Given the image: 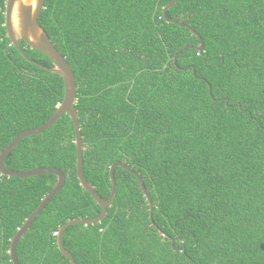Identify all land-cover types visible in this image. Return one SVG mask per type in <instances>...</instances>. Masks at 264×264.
<instances>
[{
    "label": "trees",
    "instance_id": "obj_1",
    "mask_svg": "<svg viewBox=\"0 0 264 264\" xmlns=\"http://www.w3.org/2000/svg\"><path fill=\"white\" fill-rule=\"evenodd\" d=\"M171 1L47 0L40 15L77 79L86 179L107 199L111 165L124 161L144 177L155 205L153 225L138 177L118 166L103 221L64 232L78 264H264V0H179L169 8L201 34L204 51L196 33L165 19ZM5 9L0 0V153L44 124L65 95L63 77L45 69L53 66L47 55L12 44ZM75 139L65 114L6 159L12 170L66 174L20 240L21 264H73L58 246L61 227L102 213L80 183ZM57 181L0 170V264H14L12 238Z\"/></svg>",
    "mask_w": 264,
    "mask_h": 264
},
{
    "label": "water",
    "instance_id": "obj_2",
    "mask_svg": "<svg viewBox=\"0 0 264 264\" xmlns=\"http://www.w3.org/2000/svg\"><path fill=\"white\" fill-rule=\"evenodd\" d=\"M47 0H6L5 9V26L7 28V36L11 40L12 44L17 47L21 52L22 48L20 45L21 41H26L31 48L41 51L47 55L53 62V66L45 67V69L57 73L63 77L65 81V95L63 101L58 105L56 112L42 125L34 128H29L19 133L0 153V170L3 175L7 176H18L28 177L45 174H56L58 181L55 187L48 193V195L42 200L40 205L33 211L30 217L25 221L23 226L17 231L15 236L12 238L10 247V257L14 264H21L17 255V246L20 240L24 237L26 232L31 228L32 223L37 217L44 211L49 202L60 192L66 183V174L59 168L48 166L38 167L34 169L16 171L6 166V159L9 154L18 146V144L26 137L39 134L49 127L53 126L63 115L68 114L75 124V143L77 147V174L80 179L81 185L89 191L98 204L102 207V213L93 218H77L69 220L65 223L58 233V246L59 249L71 260L73 264H78L74 259L73 255L64 247L63 235L64 232L72 225L76 224H94L102 222L108 214V209L113 202L117 194V179L115 176V170L118 166H121L130 172L134 173L140 182V185L144 191L145 197L150 204V218L152 224L156 225L154 221V202L151 199L149 193V187L145 183L144 177L136 172L133 168L128 166L124 161H117L111 165L110 178L112 182V192L109 198H103L100 193L96 190L95 186L90 183L83 173V140L81 125L79 121V115L76 111L77 103V79L73 67L68 62L67 58L59 51L54 45L51 38L49 37L46 30L39 23V18L42 11L46 7ZM179 0H172L168 5L165 6L163 14L168 22L177 23L181 26H185L191 29L201 39V43L195 46L199 51H204L205 43L200 33L196 32L191 25L180 22L171 18L168 14L169 8L178 3ZM188 47H185V49ZM195 72V70H194ZM162 231V229H160ZM163 235L167 236L165 232ZM174 242V240H173ZM177 249V247H175Z\"/></svg>",
    "mask_w": 264,
    "mask_h": 264
}]
</instances>
